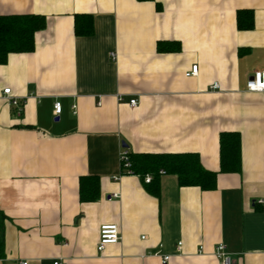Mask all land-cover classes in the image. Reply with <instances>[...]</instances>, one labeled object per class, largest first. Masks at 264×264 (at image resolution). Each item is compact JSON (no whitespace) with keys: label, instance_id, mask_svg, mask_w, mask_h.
Returning <instances> with one entry per match:
<instances>
[{"label":"crops","instance_id":"obj_1","mask_svg":"<svg viewBox=\"0 0 264 264\" xmlns=\"http://www.w3.org/2000/svg\"><path fill=\"white\" fill-rule=\"evenodd\" d=\"M8 14L45 26L0 64V264H217L218 243L233 264H264V93L246 89L264 71V0H0ZM222 131L240 135L239 172H220ZM122 143L198 153L216 187L159 173L155 196L136 174L114 180ZM82 176L97 177L95 200L80 201ZM104 223L121 238L98 251Z\"/></svg>","mask_w":264,"mask_h":264},{"label":"trees","instance_id":"obj_2","mask_svg":"<svg viewBox=\"0 0 264 264\" xmlns=\"http://www.w3.org/2000/svg\"><path fill=\"white\" fill-rule=\"evenodd\" d=\"M79 16L75 17V32L88 34L91 31L88 16L85 23L79 25ZM88 19V20H87ZM238 29L247 30L253 26V12L239 9L236 15ZM45 18L37 14L0 15V64H5L11 53L30 52L34 49V35L44 28ZM130 167L133 174L142 180L151 175L145 184L147 191L158 196L159 171L176 176L180 186H197L202 190L216 187L217 172L204 168L198 153L195 152H129ZM220 172L240 171V135L236 131H222L219 134ZM144 181V180H143ZM99 195L98 179L95 176H82L79 180L80 201H92Z\"/></svg>","mask_w":264,"mask_h":264},{"label":"built area","instance_id":"obj_3","mask_svg":"<svg viewBox=\"0 0 264 264\" xmlns=\"http://www.w3.org/2000/svg\"><path fill=\"white\" fill-rule=\"evenodd\" d=\"M198 66L194 64L190 67V70L187 71L186 75H195L197 73ZM218 84L216 82L211 84L212 88H216ZM246 89L248 91H256L264 93V71L258 70L254 71L253 74L247 79L246 81ZM1 97L6 100V102L11 106L14 107L16 112H20L22 108V102L12 94L10 87H5L1 91ZM130 106L134 107L137 104L136 98H131L129 100ZM61 112V103L58 101L54 102L53 105V114L59 115ZM119 161H120V173L118 175L112 176L114 180L120 178L123 174H133L131 167H130V155L127 148L122 147L119 153ZM159 173H163L159 171ZM144 181L149 182L151 179L150 174H146L144 176ZM112 197H117V193H112ZM262 202V201H261ZM98 243H97V250L102 251L105 245L116 243L120 240V231L117 224L114 223H104L99 227L98 233ZM181 242L177 243V249H180ZM201 249V247H200ZM201 251V250H200ZM214 255L217 258V264H233L231 254L226 250V247L223 243H218L215 245L214 248ZM169 255L162 256V263H166L168 260ZM21 264H26V262H21ZM52 264H68V262L63 258H56L52 261Z\"/></svg>","mask_w":264,"mask_h":264},{"label":"water","instance_id":"obj_4","mask_svg":"<svg viewBox=\"0 0 264 264\" xmlns=\"http://www.w3.org/2000/svg\"><path fill=\"white\" fill-rule=\"evenodd\" d=\"M122 146H123V147H126V144L122 143Z\"/></svg>","mask_w":264,"mask_h":264}]
</instances>
